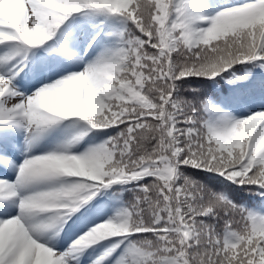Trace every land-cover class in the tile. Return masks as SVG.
Masks as SVG:
<instances>
[{"label":"snow or ice","instance_id":"6c2138e0","mask_svg":"<svg viewBox=\"0 0 264 264\" xmlns=\"http://www.w3.org/2000/svg\"><path fill=\"white\" fill-rule=\"evenodd\" d=\"M0 264H264V0H0Z\"/></svg>","mask_w":264,"mask_h":264}]
</instances>
